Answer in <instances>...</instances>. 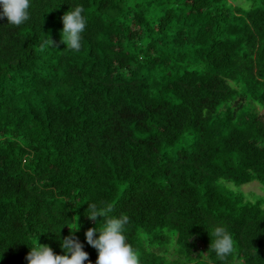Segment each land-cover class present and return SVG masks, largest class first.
<instances>
[{
    "label": "trees",
    "instance_id": "obj_1",
    "mask_svg": "<svg viewBox=\"0 0 264 264\" xmlns=\"http://www.w3.org/2000/svg\"><path fill=\"white\" fill-rule=\"evenodd\" d=\"M77 5L88 24L74 52L62 17ZM30 11L20 26L0 19V264H28L36 244L63 255L78 227L95 264L93 203L130 218L140 264H264V195L223 185L264 191V0ZM217 226L233 240L224 260Z\"/></svg>",
    "mask_w": 264,
    "mask_h": 264
},
{
    "label": "clouds",
    "instance_id": "obj_2",
    "mask_svg": "<svg viewBox=\"0 0 264 264\" xmlns=\"http://www.w3.org/2000/svg\"><path fill=\"white\" fill-rule=\"evenodd\" d=\"M31 5L32 0H0V19L7 18L10 25H23L31 18ZM84 12L83 5H77L71 7L62 17L61 42L68 50L78 52L82 48L83 33L88 24ZM45 43L51 47L52 41L46 38ZM112 211L113 206L110 203L103 206L89 204L87 210L86 216L89 219L95 221L97 217L103 218L102 226L101 221L98 227L89 228L85 233L87 243L98 251L95 264H140L139 254L128 242L126 234L130 218L126 214L110 215ZM78 229L79 227L75 231ZM75 231L62 240L63 255L55 254L48 245L36 244L29 247L26 257L28 264H84L89 261V254L83 250L84 245L75 238ZM213 234L215 241L211 242V248L219 259L224 260L233 251L231 234L223 226H217Z\"/></svg>",
    "mask_w": 264,
    "mask_h": 264
},
{
    "label": "rangeland",
    "instance_id": "obj_3",
    "mask_svg": "<svg viewBox=\"0 0 264 264\" xmlns=\"http://www.w3.org/2000/svg\"><path fill=\"white\" fill-rule=\"evenodd\" d=\"M239 3L240 2L238 3L235 2L234 4L236 5ZM262 112L264 113V110ZM223 185L236 193L244 194L246 198L251 199V200H255L257 197L264 195L263 188L258 182H252L244 186H236L232 182L224 183ZM173 244L175 243H172V245Z\"/></svg>",
    "mask_w": 264,
    "mask_h": 264
}]
</instances>
